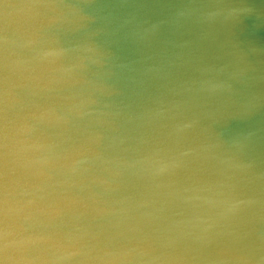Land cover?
Here are the masks:
<instances>
[{
    "label": "water",
    "instance_id": "water-1",
    "mask_svg": "<svg viewBox=\"0 0 264 264\" xmlns=\"http://www.w3.org/2000/svg\"><path fill=\"white\" fill-rule=\"evenodd\" d=\"M0 264H264V0H0Z\"/></svg>",
    "mask_w": 264,
    "mask_h": 264
}]
</instances>
